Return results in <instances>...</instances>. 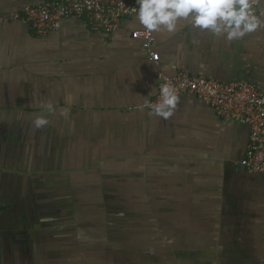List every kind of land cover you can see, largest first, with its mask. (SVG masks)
<instances>
[{
  "label": "crops",
  "instance_id": "1",
  "mask_svg": "<svg viewBox=\"0 0 264 264\" xmlns=\"http://www.w3.org/2000/svg\"><path fill=\"white\" fill-rule=\"evenodd\" d=\"M35 4L0 0V264H264L248 127L188 94L167 118L143 108L160 73L264 93V27L228 41L182 18L150 61L136 15L38 37L19 21Z\"/></svg>",
  "mask_w": 264,
  "mask_h": 264
},
{
  "label": "built area",
  "instance_id": "2",
  "mask_svg": "<svg viewBox=\"0 0 264 264\" xmlns=\"http://www.w3.org/2000/svg\"><path fill=\"white\" fill-rule=\"evenodd\" d=\"M35 5L25 8L19 21L30 27L38 37H45L59 28L66 18L85 19L105 34L116 31L123 20L134 16L138 10L137 0H34ZM261 0H253V8ZM133 40L141 41L150 61H154L155 38L144 28L131 33ZM157 93L143 108L152 111L162 99L160 89L171 86L177 97L193 95L207 104L224 121H241L249 129L244 158L248 173L264 176V93L244 82L223 84L184 72L173 76L158 74Z\"/></svg>",
  "mask_w": 264,
  "mask_h": 264
},
{
  "label": "clouds",
  "instance_id": "3",
  "mask_svg": "<svg viewBox=\"0 0 264 264\" xmlns=\"http://www.w3.org/2000/svg\"><path fill=\"white\" fill-rule=\"evenodd\" d=\"M136 16L149 33L156 31L175 32L179 19H190L193 27L210 31L228 41L243 38L258 28L264 27V12L253 8V0H137ZM161 101L153 109L157 116L172 115L178 97L174 89L164 85L160 89ZM52 109V105H47ZM49 124L44 116L37 117L33 127L37 130Z\"/></svg>",
  "mask_w": 264,
  "mask_h": 264
},
{
  "label": "rangeland",
  "instance_id": "4",
  "mask_svg": "<svg viewBox=\"0 0 264 264\" xmlns=\"http://www.w3.org/2000/svg\"><path fill=\"white\" fill-rule=\"evenodd\" d=\"M124 198V196H122Z\"/></svg>",
  "mask_w": 264,
  "mask_h": 264
}]
</instances>
